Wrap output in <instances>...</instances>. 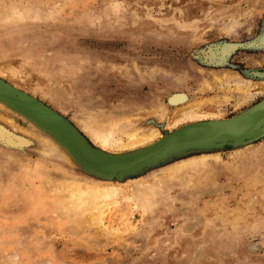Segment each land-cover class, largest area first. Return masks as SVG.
I'll return each mask as SVG.
<instances>
[{"label":"rangeland","instance_id":"obj_1","mask_svg":"<svg viewBox=\"0 0 264 264\" xmlns=\"http://www.w3.org/2000/svg\"><path fill=\"white\" fill-rule=\"evenodd\" d=\"M0 78L132 150L264 98V0H0ZM0 264H264V136L106 180L0 104Z\"/></svg>","mask_w":264,"mask_h":264},{"label":"water","instance_id":"obj_2","mask_svg":"<svg viewBox=\"0 0 264 264\" xmlns=\"http://www.w3.org/2000/svg\"><path fill=\"white\" fill-rule=\"evenodd\" d=\"M0 86L13 91L16 97L23 96L22 98L29 102L28 105H23L2 92L1 105L12 113L22 116L36 129L50 137L84 172L100 179H124L187 153L245 146L264 136V120H255L264 109V98H262L231 117L197 120L174 130L163 129L161 136L149 144L123 152H108L94 146L71 121L34 96L14 87L2 78H0ZM180 93L185 99L188 98L187 93ZM177 94L179 93L173 92L166 96L167 105L183 104V101L174 102ZM30 105L33 108H30ZM7 134L15 142H27L24 137L12 132L7 131ZM67 134L72 135L86 152L83 150L84 153H80L74 150L67 140L69 137ZM3 139L8 141L6 137ZM135 156L137 159L130 161Z\"/></svg>","mask_w":264,"mask_h":264},{"label":"bare ground","instance_id":"obj_3","mask_svg":"<svg viewBox=\"0 0 264 264\" xmlns=\"http://www.w3.org/2000/svg\"><path fill=\"white\" fill-rule=\"evenodd\" d=\"M6 93V92H5ZM179 93V92H178ZM1 94V93H0ZM8 96V95H7ZM176 96V95H175ZM180 97V96H179ZM176 98V97H175ZM178 98V97H177ZM177 101V100H176ZM180 101V100H179ZM19 103H22L23 105H25L24 103V101H21V102H19ZM30 108H33V107H30ZM256 118V117H255ZM257 119V118H256ZM258 120V119H257ZM260 120V119H259ZM146 134V133H145ZM155 136V134H147V135H144V134H138V135H136V136H134V141H132L130 144H136V143H139V144H143L146 140H147V138H153ZM99 137H101V139H102V141H103V143H105V144H107V145H110V144H112V143H114V142H112L111 141V139L109 138V137H111V135H109V136H107V137H105V136H102V135H99ZM68 139V138H67ZM107 192V191H106ZM103 195H104V192H103ZM106 195V194H105ZM102 196V195H101ZM96 198V197H95ZM97 199V198H96Z\"/></svg>","mask_w":264,"mask_h":264},{"label":"crops","instance_id":"obj_4","mask_svg":"<svg viewBox=\"0 0 264 264\" xmlns=\"http://www.w3.org/2000/svg\"><path fill=\"white\" fill-rule=\"evenodd\" d=\"M174 92H185V91H174ZM170 93H173V92H170ZM185 93H187V92H185ZM187 94H188V93H187ZM188 99H189V94H188V98L185 99V101L183 100V103H185ZM181 104H182V103H181Z\"/></svg>","mask_w":264,"mask_h":264}]
</instances>
